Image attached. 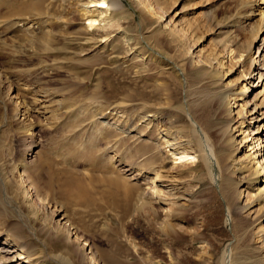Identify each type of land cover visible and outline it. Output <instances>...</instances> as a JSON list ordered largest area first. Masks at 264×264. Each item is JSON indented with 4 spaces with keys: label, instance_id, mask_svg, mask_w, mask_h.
<instances>
[{
    "label": "rangeland",
    "instance_id": "rangeland-1",
    "mask_svg": "<svg viewBox=\"0 0 264 264\" xmlns=\"http://www.w3.org/2000/svg\"><path fill=\"white\" fill-rule=\"evenodd\" d=\"M238 1L154 0V10L167 8L165 28L125 0L123 30L97 44L69 0H0V173L41 243L31 247L26 228L14 233L17 215L0 203L1 233L26 242L38 264H94L91 252L95 264H264V171L252 172L248 147L228 157L218 133L223 122L218 100L223 90L243 83L239 68L207 75L197 60L229 43L234 51L242 48L257 16L224 25ZM23 19L39 28H29ZM258 44L252 45L254 54ZM254 75L248 80L255 85ZM228 81L232 85L225 86ZM260 89L251 86L246 98L256 93L259 103ZM14 102L27 111L24 116L14 114ZM230 102L236 120L234 106L241 100ZM261 111L264 104L253 116ZM187 114L221 164V155L231 171L239 157L252 164L237 170L242 181L229 172L236 201L223 193L222 178L221 184L210 178L211 166L191 165L199 162L197 155L170 169L167 148L152 150L163 139L155 130L158 123L173 135L194 137ZM253 121L263 127L254 135L264 145V116ZM229 133L237 139L238 131ZM145 151L156 154L153 162H145ZM160 173L155 183L164 197L155 202L150 180ZM20 178L24 186L16 196ZM123 182L134 185L129 202ZM68 229L89 247H77L64 234Z\"/></svg>",
    "mask_w": 264,
    "mask_h": 264
},
{
    "label": "bare ground",
    "instance_id": "bare-ground-1",
    "mask_svg": "<svg viewBox=\"0 0 264 264\" xmlns=\"http://www.w3.org/2000/svg\"><path fill=\"white\" fill-rule=\"evenodd\" d=\"M69 1L72 4L71 8L73 9V13H75L80 19H85L88 22L87 28L85 29L91 31L89 39L94 40L97 44H101L102 42L104 43L103 38L107 37L111 31L119 32L123 30L122 26L119 24V21L122 17H124V15H126L127 10L125 6V0H69ZM132 3L143 7L144 8L143 15L147 16L148 19H150L152 23H155V26L160 22L164 23L163 26L165 28L167 27V25H169L170 20L169 19L166 20L163 17L165 16V14H167V8L159 7L157 10H154L152 8L153 4H155L154 0H132ZM253 16H257L256 22L251 24L249 35L243 41L241 49H239L238 51H234V48L230 47L231 44L229 43V44L224 45L222 49H219L218 53L210 54L209 56L205 57L204 60L197 57V60L200 61L198 65H201L200 67H201L202 72L207 75L213 73L217 68H222V70L225 69V73L230 72L232 67L234 68L236 67V69L239 68L238 77L241 78L243 83L241 84V82H239V85L237 87L230 88L228 90V93L226 94L224 90L222 89L223 90L222 92L224 93V95L223 97L220 98V100L217 99L218 105L220 107L223 106V112H222L223 122L219 126L218 133H220L221 135V141L224 142L222 147L224 146V148H226L227 153L225 154H227L228 157L236 154L240 148L248 147V151L250 152L248 156L250 157V159L253 160L252 164L254 167L252 166V164L250 166H247V164H243L241 157H239L238 163L236 164L237 166L236 167L234 166L235 171H231L232 168H230V165L228 164V159L226 162L222 160L223 155L220 156V160L222 162L221 164L219 159L215 155H213V153L211 152V148L207 140V137L204 136V133H202V131L200 130L199 125H197L194 122L190 114H187V116L189 117V120L191 121L192 126H193L194 137H192V139L188 138L187 136L183 137V135H177V134L173 135L168 130V127L166 124L158 123L156 124L155 130L158 133H162L163 139L157 140L152 146L153 148L152 150L154 151L160 150V149L162 150L160 145L167 148L165 150H167V155L170 157V160H169V163H171V167H169L170 169L179 167V166H175L174 164L176 163L179 164L184 161L191 160L193 157H195V155H197L199 158L198 159L199 162L191 164V165L195 167L203 166L206 168H208V166H211L213 170L209 172L210 178L213 180L215 184L216 183L221 184V178H222L221 187L224 190L223 193L225 194L227 199L231 202H234V200L236 201V197H235L236 189L233 184V181L232 182L230 181V178H231L229 174L230 171L232 172L234 177L236 173L237 177L239 178L238 180H241V181L243 179V176H240L239 174H237V170H241L244 167H248V168L253 167L252 169L253 173L258 171L260 168L263 169L264 171V156H262L260 153L262 150H264V145L261 144L260 137L254 135V134H257L259 132V129L263 127L262 125L253 126V122H254L253 120L257 122L260 116H264V111H261L260 114L253 116V111H255V109L259 107L261 108L264 104V0L238 1L236 12L226 16L223 20V23L225 25L231 22L232 19L236 17V18H239L237 20L238 21L237 23L241 21L240 23L242 25L243 23L248 21L249 18ZM241 18L242 20H240ZM22 22L25 23V25L27 24L29 28L38 27L36 22H34L33 20L23 19ZM171 30H173V28H171ZM256 41H258L259 44L257 46L256 53L254 54L251 51V49H252V45ZM225 62H227V65H225ZM244 62L247 63L246 67H244ZM174 66L176 65L174 64ZM254 74L257 75V82L255 85L253 84V82H251V79L248 80L249 78H253L255 76ZM230 84L232 85V82L228 81L226 82L225 86H228ZM251 86L261 87L259 91L260 92L259 96L260 97L262 96V98L259 103H256L254 101L258 97L256 93L251 99L246 98L247 90L250 89ZM220 92L221 91L219 90V93ZM224 96L228 97L227 101L224 98ZM236 96L239 98V100H241V103L240 104L237 103V105L234 106V113L236 114V118H237L235 120L233 117H230V115L232 114L230 100H233V99L235 100ZM11 97H14V95H11ZM250 100H251V103H250L251 108H248L249 106L248 104ZM15 103L16 102H14L15 106H13L14 114L19 115V116H24L27 111H25V109H23L21 105L15 104ZM224 103H225V106H224ZM150 116H152L153 119L156 118L155 113H153ZM234 122L237 123L235 126H233ZM149 124L150 122H148V125ZM152 126H153V123H152ZM116 129H119V128H116ZM196 129H198L200 134H198ZM123 130H125V134H129L130 132V131H127L126 129H123ZM130 130L132 131L134 129L131 128ZM147 130L148 129L146 127L144 131L147 132ZM235 130L238 131L237 139L235 138V135H232L233 133H229V131H235ZM145 142L146 141H144L143 144L146 150V148H148L151 145L148 144V142L147 143ZM233 143H235L236 146L234 147L233 151H231L230 147H232ZM187 149L193 152L192 156H190V153H188L189 151ZM169 151L170 153H168ZM175 155L177 156L175 157ZM155 156L156 154H148L145 151V154H143V159H145V162H147L148 164L155 160ZM259 157L260 159H258ZM135 174H139V173H135ZM160 175L161 173L155 174L154 177L151 178L150 180L152 185H151V191H150L151 194L150 193L149 194L152 195V197H155L154 199L155 202H157L158 196L159 198L164 197V194H162V190L158 188L157 184L155 183L157 179L161 178ZM7 182H8V179H6V177L2 176V174L0 173V203L3 205L2 206L3 208L10 211L13 215H17V218L19 220V222L15 224V227L12 228L14 229L13 232L22 233L24 231V228H26L29 234L32 235L33 237V241H32L33 243L31 244V247H37L38 245L40 246L41 241L38 239L34 227L32 228L31 226H28L25 222L26 220L24 221L23 219V217H25V219H29L28 218L29 215L20 210L19 206L16 203V197H13V196L11 197L8 194V191H7L8 188L6 185ZM115 182L119 183L121 181L116 179ZM23 183L24 181L21 179L20 183L17 186L19 189H17V191L14 192L16 196L20 195V188L24 186ZM132 186L130 184L124 183V188L126 189L125 195H124L125 202H129V200L132 198V190L130 189L132 188ZM243 190L244 189L241 188V193L243 192ZM138 197L140 198V194H138ZM166 197L168 196L166 195ZM240 199H241V195L239 198H237V200L240 202L241 201ZM246 200L247 198H245V201ZM243 208H245L244 204L241 207V209ZM228 213L229 212L227 211V217H229ZM36 214H33V216ZM165 215H168V214H165ZM61 223H63L64 226L66 225L64 222H61ZM166 224H168L169 227L171 226L170 223L166 222ZM42 226L44 225L42 224ZM64 234L72 236L73 237L72 242L77 243V247H79V243L81 244V247H85V246L89 247V244L86 243L87 241L83 240V242L81 243L80 236H78V234H76L75 232H70L68 229V231H65ZM1 238H2V241H1ZM51 238H53L54 241H59L58 238H55L53 235ZM0 241H1L0 264H38L40 263L35 259L37 257H34L33 254L27 249V247L24 244L26 242L23 243L20 240V238L19 239L14 238L11 232L9 235V233L2 234L0 231ZM88 252H91V251H88ZM90 257H91V260L94 262V264L98 263V260L96 258H95L96 260L94 259V254L92 252L90 253Z\"/></svg>",
    "mask_w": 264,
    "mask_h": 264
}]
</instances>
